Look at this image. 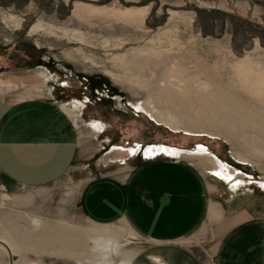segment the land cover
<instances>
[{"label":"rangeland","instance_id":"obj_1","mask_svg":"<svg viewBox=\"0 0 264 264\" xmlns=\"http://www.w3.org/2000/svg\"><path fill=\"white\" fill-rule=\"evenodd\" d=\"M258 9L235 0H0V88L62 105L79 141V157L57 182L0 189V264H102L98 238L115 244L108 258L137 254L146 241L122 223L112 226L120 236L93 226L78 195L91 179L157 159L195 163L225 210L264 219V129L244 117L264 118ZM162 146L191 155L144 153ZM210 155L230 180L207 174L202 157L210 164ZM205 234L187 240L202 258Z\"/></svg>","mask_w":264,"mask_h":264},{"label":"crops","instance_id":"obj_2","mask_svg":"<svg viewBox=\"0 0 264 264\" xmlns=\"http://www.w3.org/2000/svg\"><path fill=\"white\" fill-rule=\"evenodd\" d=\"M235 1H248L264 14V0ZM13 81L5 83L13 87ZM11 89L0 88V189L13 194L60 180L79 157V141L62 105L36 91ZM177 150L168 155H191ZM202 160L209 174L216 162ZM215 189L195 163L157 159L89 180L77 202L93 226L120 236L123 228L112 226L122 223L146 241L137 254L110 256L114 264H264V219L225 210L214 200ZM202 228L204 258L187 243Z\"/></svg>","mask_w":264,"mask_h":264},{"label":"bare ground","instance_id":"obj_3","mask_svg":"<svg viewBox=\"0 0 264 264\" xmlns=\"http://www.w3.org/2000/svg\"><path fill=\"white\" fill-rule=\"evenodd\" d=\"M204 5L205 6L206 5L208 6V4H204ZM249 100L253 104L262 103L260 99L257 100L254 97L249 98ZM78 108H79L78 106H73V107L69 108L68 110L71 113H75L76 111H78ZM260 113L264 117V111L263 112H260ZM246 115L247 114H244V117L247 120V122L250 121L253 126H256L255 127L256 129H259V130H261V128L264 129V118L261 119V118H259L258 115H256V116L255 115H250V116L247 115L246 116ZM251 128H253V127H251ZM162 149H165L167 151H162ZM177 149H180V148H173V147H169V146H162V147H157V148H148L147 151H146V153L147 154L148 153L156 154L158 152H165V153H168V152H171V151L178 152L179 150H177ZM197 149H198V151H202V152H205V153L209 154L208 153V149L206 147H204V146L203 147H198ZM205 149H206V151H205ZM115 150L122 151L121 148H117ZM185 152L186 153H191V152H188V151H185ZM164 155L166 157H168V154H164ZM210 156H212L213 160H215V162H216L211 171L214 174L217 173V172H219L220 175H217V176L219 178H221L222 180L224 179L222 177L230 176L228 167L224 163H222L218 158H216L215 156H213V155H210ZM226 180H228V179H226ZM94 245H96L94 247L95 250H102V249L104 250V261L102 262V264H109L108 261H106V259H108L109 253H113V251L116 250L115 244L112 243V242H110V241H108V240L105 241L104 238H98V239H95ZM118 264H125V263L122 261V262H120Z\"/></svg>","mask_w":264,"mask_h":264},{"label":"snow or ice","instance_id":"obj_4","mask_svg":"<svg viewBox=\"0 0 264 264\" xmlns=\"http://www.w3.org/2000/svg\"><path fill=\"white\" fill-rule=\"evenodd\" d=\"M199 147H203V146H199ZM162 151H167V150H165V149H162ZM205 151H206V149H205ZM147 154V153H146ZM168 154H175V153H173V152H170V153H168ZM216 175H220V173L219 172H217V173H215ZM222 178H224V179H231V177L230 176H227V177H222ZM235 183L236 184H239L240 183V181L239 180H236L235 181ZM261 187H264V185H261Z\"/></svg>","mask_w":264,"mask_h":264}]
</instances>
